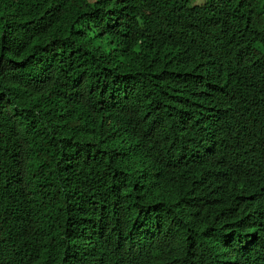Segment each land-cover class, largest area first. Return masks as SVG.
Returning a JSON list of instances; mask_svg holds the SVG:
<instances>
[{
    "label": "trees",
    "instance_id": "obj_1",
    "mask_svg": "<svg viewBox=\"0 0 264 264\" xmlns=\"http://www.w3.org/2000/svg\"><path fill=\"white\" fill-rule=\"evenodd\" d=\"M0 0V264H264V0Z\"/></svg>",
    "mask_w": 264,
    "mask_h": 264
},
{
    "label": "rangeland",
    "instance_id": "obj_2",
    "mask_svg": "<svg viewBox=\"0 0 264 264\" xmlns=\"http://www.w3.org/2000/svg\"><path fill=\"white\" fill-rule=\"evenodd\" d=\"M204 1H205V0H193L192 5H193V6L200 5V4H202Z\"/></svg>",
    "mask_w": 264,
    "mask_h": 264
}]
</instances>
